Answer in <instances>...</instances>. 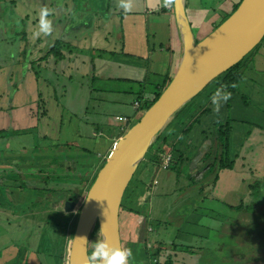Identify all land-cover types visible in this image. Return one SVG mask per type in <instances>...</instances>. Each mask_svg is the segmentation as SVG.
Segmentation results:
<instances>
[{
  "label": "crops",
  "instance_id": "1",
  "mask_svg": "<svg viewBox=\"0 0 264 264\" xmlns=\"http://www.w3.org/2000/svg\"><path fill=\"white\" fill-rule=\"evenodd\" d=\"M78 1L0 0V264H67L79 206L66 213L63 199L84 198L117 130L138 120L143 103L164 89L179 62L181 48L172 9L160 7L159 0H133L130 12L118 7L119 0H88L80 5L85 9L77 12ZM224 1L219 9L227 18L240 0ZM186 4L187 0L185 14L198 41L216 27L215 20L204 23L206 11L187 9ZM42 6L53 9L49 17L53 33L33 39ZM258 44L235 87H227L231 99L218 113L211 100L200 102L192 115L182 118L187 124L200 112L180 154L173 151V143L182 136L177 124L168 147L172 148L169 168L179 170L188 161L194 172L207 165L204 173L207 170L212 178L203 186L202 198L227 200L228 212L240 210V198L256 197V190H260L257 199L264 198V185H260L264 183V36ZM220 86L219 80L212 83L208 91L202 90V97L210 98ZM111 104L121 108L114 115L121 124L111 129L102 126L109 132L101 134L92 110ZM216 122L227 124L225 147L216 146ZM188 152L193 158H188ZM86 153L95 154L97 160L89 161ZM206 153L209 159L203 162ZM218 159L227 166L209 172ZM80 162L87 164L89 172L79 177V183L70 187L59 181L61 170ZM141 195L132 207L120 203L122 211H118V230L121 223L123 235L137 252L147 246L157 249L163 254L155 258L160 263L169 257L172 264H261L256 258L260 252L254 256L239 249L246 247L245 242L230 245L217 238L186 250L169 241L166 245L160 240L161 231L172 227V212L160 216L151 208V199ZM176 221L178 227L193 223L182 216Z\"/></svg>",
  "mask_w": 264,
  "mask_h": 264
},
{
  "label": "water",
  "instance_id": "2",
  "mask_svg": "<svg viewBox=\"0 0 264 264\" xmlns=\"http://www.w3.org/2000/svg\"><path fill=\"white\" fill-rule=\"evenodd\" d=\"M171 9L181 48L177 68L157 99L113 142L102 160L78 207L67 264H83L87 242L79 237L88 240L94 227L100 240L121 247V198L147 149L176 111L239 62L264 36V0H240L227 18L198 41L185 14V0H175ZM72 194L78 195L76 191ZM76 200L66 196L63 211L73 212Z\"/></svg>",
  "mask_w": 264,
  "mask_h": 264
},
{
  "label": "rangeland",
  "instance_id": "3",
  "mask_svg": "<svg viewBox=\"0 0 264 264\" xmlns=\"http://www.w3.org/2000/svg\"><path fill=\"white\" fill-rule=\"evenodd\" d=\"M222 1L224 0H187L186 8L189 9L190 7H196V9L202 12L206 11L203 16L204 23L214 18V24L215 26H217L225 19V17L221 16V11L219 9L221 4H226V1ZM85 3L88 4L89 1L81 0L77 2V4H79L78 6H83L85 5ZM81 6L79 7V10H77V12L82 11V9H85ZM257 46H255L251 53L256 50ZM249 56L250 53L243 58L240 64L242 65L249 58ZM211 85L212 84H209V86L204 88L205 92L210 89ZM203 91L198 93L194 98H192L185 105H183L178 110V112L176 111L174 113V115L177 116L172 121V123H170L172 124V128L176 123L183 124L185 120L181 121L180 119L187 118L188 116L192 115L199 108L200 102L204 101L205 103H208L210 101V98L204 99L202 97ZM144 109V106H142L140 109V113H142ZM117 110H121V108L117 104H111L107 107L97 105L96 108L92 110V113L96 118V124L97 126H99V132L101 134H106L107 131L109 132V129L102 128V126L106 127L107 125H109L111 129L113 126L121 124L120 118L117 120L114 119V115L117 113ZM119 115L121 114L119 113L118 116ZM195 123H193L191 127H193ZM132 124L133 122H131L129 125ZM172 128H169L168 126V129L165 130V132L170 131ZM125 130H117L116 135L123 134ZM189 132H186L184 136H179L177 141L173 143L174 152L180 154V147L184 146V142L186 141L185 138L187 137ZM170 137L171 135H169L166 139L168 143H170ZM190 142L191 140L189 141V143ZM152 144H155V139ZM171 149L172 148H170V151ZM157 154L158 153L152 152L151 149L146 151L143 159L137 166L133 176L131 177L127 187L124 190V193L121 198L122 207L125 206L128 208L130 205L131 207L134 206L137 197L141 194L143 195L144 193L148 199H151V208H153V210L160 216H164L169 210H171L172 212V214L170 215V223L172 224V227L167 230L168 232L161 231L162 236L160 237V240L166 245L167 241H169L168 244H170L171 246H175L176 248H180L182 246L184 249H190L191 247L198 249L205 242L213 243L217 238L220 241L224 240L225 244L230 245H233V242H245L246 247L240 246L239 249L246 250L247 252H249L250 255L254 256H257V254L260 252V255L258 254L259 256L256 258L261 261V264H264V204L257 206L258 201H264V198L257 199L260 190H256V192L258 193L257 195L255 194L256 197H246L244 199L240 198V202H237V204L241 203L239 206L240 210L236 209L237 211H239L238 213L235 210V214L234 208L231 212H228L225 204L227 203V200L223 202L224 200H221V198L216 201L208 200L207 197L202 198L204 192H200L204 191L205 187L203 186H206L205 184H208L209 179L212 178L211 176L209 178V175L211 174L207 173V170L204 173V169H206L207 165H203L194 172H190L192 166L187 161L181 166L179 170H176L177 166L176 168L170 166L169 169L162 170L154 164V161L157 158ZM192 156L193 154L189 153L188 158L191 159L193 158ZM85 157L91 162H95V160H97L95 154L86 153ZM105 157L106 156H102V159H104ZM199 157L200 156L198 154V158ZM82 164H84L85 167ZM78 165L76 163L73 168H69L70 170H61V177H59V181L65 183L68 182L70 184V187H73L72 184L79 183V177L84 174H87L89 171L87 170V164L80 162L78 163ZM215 172H217V170H215ZM260 185H264V183H260ZM145 189H147V194L145 192ZM237 193L241 195L240 191H238ZM247 196L249 195L247 194ZM262 197H264V194ZM82 200L83 196L81 195V197L76 200L75 209L80 206ZM168 206L171 207L168 208ZM257 207H261L263 209L261 210ZM183 209L186 211L185 214H182ZM119 210L122 211V208H120ZM205 210H210L212 212H215V214H213V216L205 215L203 214ZM121 213L122 212H120V216ZM181 216L184 217L185 221H193V223H191V225L184 224L183 227H178L177 224L179 223H177L176 220ZM215 218H222L223 221H218ZM150 226L156 227V223L150 221ZM122 231V225L120 223L119 233L121 246L129 248L133 245V243L127 242L128 237H125ZM168 233L169 237H166L168 236ZM218 233L221 234V236H218ZM153 237L154 234L151 233L150 238L152 239ZM96 240H100V237L97 228L94 227L87 240V247H89V250L91 249L89 251V255L92 251V243H94ZM135 252L136 251L134 250L132 254ZM162 255L163 254H161L160 252L158 256L161 257ZM190 259H192V257H190ZM130 264H145V262H143L142 256H136L134 254L130 259Z\"/></svg>",
  "mask_w": 264,
  "mask_h": 264
},
{
  "label": "clouds",
  "instance_id": "4",
  "mask_svg": "<svg viewBox=\"0 0 264 264\" xmlns=\"http://www.w3.org/2000/svg\"><path fill=\"white\" fill-rule=\"evenodd\" d=\"M175 0H159L160 7L171 8ZM118 7L125 12L133 8V0H119ZM53 15V9L42 6L39 10L38 25L32 32V38L37 39L41 35L47 37L53 33V22L49 19ZM227 85H221L212 93L210 100L213 110L219 112L220 108L231 99L232 93L227 91ZM235 87V85H232ZM79 239L87 242L85 237ZM132 250L127 247H117L106 240H96L92 243L90 255H86L83 264H130Z\"/></svg>",
  "mask_w": 264,
  "mask_h": 264
},
{
  "label": "trees",
  "instance_id": "5",
  "mask_svg": "<svg viewBox=\"0 0 264 264\" xmlns=\"http://www.w3.org/2000/svg\"><path fill=\"white\" fill-rule=\"evenodd\" d=\"M237 5H238V3L237 4H235L233 7H232V10H231V12L232 11H234V9L237 7ZM219 25V24H218ZM217 25V26H218ZM255 48V47H254ZM253 48V49H254ZM253 49L251 50V51H253ZM251 51L249 52L250 54H251ZM248 53V54H249ZM253 53V52H252ZM247 55V54H246ZM246 55L244 56V57H246ZM243 57V58H244ZM243 58L239 61V62H237L236 64H234L232 67H230L228 70H226L225 72H223L222 74H220L219 76H217L214 80H212L209 84H212V83H214V82H217V80H219L220 81V84L221 85H227V86H231L232 87V85H236V83H237V81L239 80V78H240V76H241V71H242V68H243V66L245 65V63H246V61L241 65L240 63H241V61L243 60ZM209 84L207 85V86H209ZM206 86V87H207ZM205 87V88H206ZM160 93L158 92V93H156V95H155V97H154V99L152 100V101H150V102H147V103H143V105L142 106H144V108L146 109V108H148L156 99H157V97H158V95H159ZM194 98V97H193ZM144 109V110H145ZM199 113L200 112H197L196 113V115L194 116V117H190V120H189V122L187 123V124H182V123H176L177 125H178V128H182V130H181V132H180V135H182V136H184V134L186 133V132H188L189 131V129L191 128V126H192V124L195 122V120L198 118V115H199ZM181 121H182V119H180ZM170 123H172V121H169L164 127H163V129L160 131V133L158 134V136L156 137V139H155V144H151L150 145V147L147 149V150H149V149H151V151H153V152H155V153H158V152H160V148L161 147H166V148H168L169 147V145H170V143H168L167 142V137L169 136V135H171V132L172 133H174V132H176L177 130L176 129H178L177 128V126H176V124L173 126V128H172V124H170ZM170 124V125H169ZM168 126H169V128H172L170 131H166L165 132V130H167L168 129ZM126 131V130H125ZM124 131V132H125ZM214 131H215V135H216V146H218V144H219V146L218 147H221L222 145H223V147H225V137H226V133H227V124L226 123H224V124H221L220 122H216L215 123V126H214ZM165 132V133H164ZM170 132V133H169ZM122 134H119V135H117L116 136V139L118 138V137H120ZM170 140H171V137H170ZM160 144V147L159 148H157V144ZM169 149V148H168ZM209 155H210V153H206V154H204V156H203V162H205L206 160H208L209 159ZM216 160L214 161H212V164H211V166L209 167V172H212L213 171V169H215V170H218L220 167H224V166H227V165H224V164H222L221 163V161L220 160H218V162H219V164H216ZM217 162V163H218ZM216 164V165H215ZM221 164V165H220ZM93 179H94V177L92 178V180H91V182H90V184L92 183V181H93ZM90 184L89 185H87L88 187L90 186ZM122 247V246H121ZM129 247V246H128ZM129 248H131V250H132V252H134V250L136 251V249H135V247H134V245H132V246H130ZM91 250V249H90ZM89 247H87V255H89ZM137 253H139V254H137ZM140 255V256H142V259H143V262H145V264H172L171 263V260H170V258L169 257H166V259H164V261H162V263H160L159 261L158 262H154V263H152V259H154V258H158V255H159V253H158V250L157 249H153V248H151L150 246L148 247H142L140 250H138V252L136 251L135 253H133L132 255ZM254 264H258V263H254Z\"/></svg>",
  "mask_w": 264,
  "mask_h": 264
},
{
  "label": "built area",
  "instance_id": "6",
  "mask_svg": "<svg viewBox=\"0 0 264 264\" xmlns=\"http://www.w3.org/2000/svg\"><path fill=\"white\" fill-rule=\"evenodd\" d=\"M133 106L135 108H137V103L134 102ZM159 150H160V152H158V154L156 156L157 158L154 161L155 165L158 166L162 170H166V169L169 168V164H170V162L172 160L171 151L168 148L165 150L164 147L163 148L161 147ZM152 260H153L152 263L157 262L155 258L152 259Z\"/></svg>",
  "mask_w": 264,
  "mask_h": 264
}]
</instances>
